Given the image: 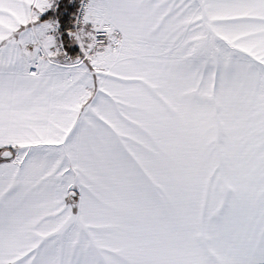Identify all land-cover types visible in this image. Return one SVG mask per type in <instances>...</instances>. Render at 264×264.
Returning <instances> with one entry per match:
<instances>
[{"label":"snow or ice","instance_id":"snow-or-ice-1","mask_svg":"<svg viewBox=\"0 0 264 264\" xmlns=\"http://www.w3.org/2000/svg\"><path fill=\"white\" fill-rule=\"evenodd\" d=\"M0 264H264V0H0Z\"/></svg>","mask_w":264,"mask_h":264}]
</instances>
